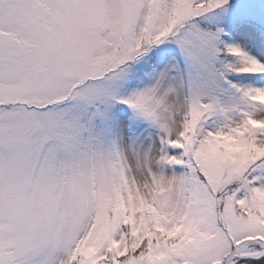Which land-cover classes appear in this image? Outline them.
<instances>
[{
  "label": "snow or ice",
  "instance_id": "obj_1",
  "mask_svg": "<svg viewBox=\"0 0 264 264\" xmlns=\"http://www.w3.org/2000/svg\"><path fill=\"white\" fill-rule=\"evenodd\" d=\"M0 264H264V0H0Z\"/></svg>",
  "mask_w": 264,
  "mask_h": 264
}]
</instances>
